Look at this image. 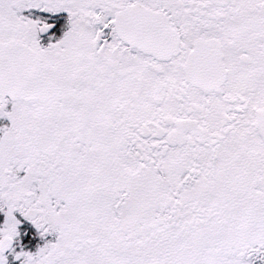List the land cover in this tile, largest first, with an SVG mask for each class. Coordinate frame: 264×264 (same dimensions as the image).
I'll list each match as a JSON object with an SVG mask.
<instances>
[{"label":"snow or ice","instance_id":"6c2138e0","mask_svg":"<svg viewBox=\"0 0 264 264\" xmlns=\"http://www.w3.org/2000/svg\"><path fill=\"white\" fill-rule=\"evenodd\" d=\"M0 264H264V0H0Z\"/></svg>","mask_w":264,"mask_h":264}]
</instances>
